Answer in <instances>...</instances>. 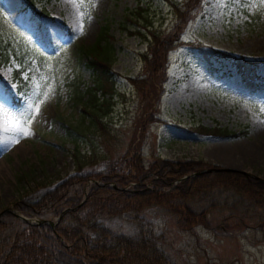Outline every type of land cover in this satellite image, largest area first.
Returning a JSON list of instances; mask_svg holds the SVG:
<instances>
[{"label":"rangeland","instance_id":"374dc122","mask_svg":"<svg viewBox=\"0 0 264 264\" xmlns=\"http://www.w3.org/2000/svg\"><path fill=\"white\" fill-rule=\"evenodd\" d=\"M169 2L141 0L140 10L135 0H0V210H16L20 196L76 169L92 173L134 155L125 167L135 154L143 166L154 157L201 159L264 180V4L202 0L168 51L165 69L155 73L153 95L147 82L138 91L131 79L143 71L144 18L167 33L176 20ZM101 26L107 36L96 51L108 56L115 87L102 129L87 121L75 97L91 84L83 47ZM238 68L252 73L244 78ZM214 126L244 132L204 133ZM190 203L206 217L189 229L161 208L144 213L170 261L264 264V224L257 225L264 206L228 191ZM104 222L134 232L123 219Z\"/></svg>","mask_w":264,"mask_h":264},{"label":"trees","instance_id":"16d2710c","mask_svg":"<svg viewBox=\"0 0 264 264\" xmlns=\"http://www.w3.org/2000/svg\"><path fill=\"white\" fill-rule=\"evenodd\" d=\"M135 1L136 7L143 10L138 5L141 0ZM201 1L170 0L176 20L167 33L152 29L150 20L144 18L142 27L149 37L147 48L141 53L143 71L140 77L131 79L138 91L147 82L154 95L155 73L165 69L168 51L177 46L187 21L199 13ZM106 36V28L101 26L94 43L83 47L91 84L75 91L87 121L100 129L102 117L109 110L108 98L115 92L109 58L96 51ZM239 72L245 78L248 73L251 75L252 69L241 68ZM203 131L223 136L244 132L220 126L203 127ZM131 156L118 159L122 166L109 161L103 169L92 173L76 169L56 183L16 199L14 207L26 216L43 220L58 217L50 226L21 220L10 211L0 214V264H174L159 244L160 236L145 219L147 210L161 208L173 215L176 225L189 229L206 217L204 208L195 212L190 202L218 191H228L238 199L264 206V182L258 177L201 159L154 157L143 166L136 154V161L124 167L123 163L134 158ZM114 217L125 220L134 232L115 231L104 222ZM263 224L260 217L257 225Z\"/></svg>","mask_w":264,"mask_h":264},{"label":"water","instance_id":"95a60500","mask_svg":"<svg viewBox=\"0 0 264 264\" xmlns=\"http://www.w3.org/2000/svg\"><path fill=\"white\" fill-rule=\"evenodd\" d=\"M197 172V171H196ZM196 172H193V173H196ZM191 173V174H193ZM253 176V175H252ZM184 177V176H183ZM257 177V176H255ZM260 179V178H259ZM95 181V180H94ZM264 181V180H263ZM111 186L115 187V185L113 183H110ZM81 202V201H80ZM79 202V203H80ZM4 211H10L12 213H14L16 216H18L21 220H24V221H27V222H34V223H47L49 224L50 226H53L54 225V218L52 219H48V220H43V219H38V218H35V217H28L26 215H23L21 213H18V211L14 210L13 209V206H8V207H5L3 208L2 210H0V214H2Z\"/></svg>","mask_w":264,"mask_h":264},{"label":"snow or ice","instance_id":"6c2138e0","mask_svg":"<svg viewBox=\"0 0 264 264\" xmlns=\"http://www.w3.org/2000/svg\"><path fill=\"white\" fill-rule=\"evenodd\" d=\"M73 2H75V0H73ZM262 4H264V0H261ZM83 4V0H80V5ZM37 111H38V108H37ZM0 126H3V125H0ZM4 130L5 131H8L9 129L7 127H4ZM18 131L22 134V135H28V131L24 128H19Z\"/></svg>","mask_w":264,"mask_h":264}]
</instances>
